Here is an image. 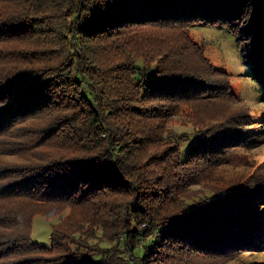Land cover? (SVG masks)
<instances>
[{
	"label": "trees",
	"instance_id": "16d2710c",
	"mask_svg": "<svg viewBox=\"0 0 264 264\" xmlns=\"http://www.w3.org/2000/svg\"><path fill=\"white\" fill-rule=\"evenodd\" d=\"M198 24L264 68V0H0V139L17 142L0 149L20 160L0 168V264H264L242 255L264 254V178L191 192L264 126L205 110L185 157L190 137L165 126L181 104L241 100ZM56 206L72 211L34 242L33 216Z\"/></svg>",
	"mask_w": 264,
	"mask_h": 264
},
{
	"label": "rangeland",
	"instance_id": "374dc122",
	"mask_svg": "<svg viewBox=\"0 0 264 264\" xmlns=\"http://www.w3.org/2000/svg\"><path fill=\"white\" fill-rule=\"evenodd\" d=\"M190 31L195 39L204 44L206 54L215 65L231 73L232 90L239 95L241 100L235 102L228 100L226 103L228 108H226L225 102H215L213 103L214 105H210L204 109H192L189 105L185 104L179 105L175 113L166 118L165 126L169 134L175 135L176 133L181 137H190L189 141L183 143V157L186 156L190 144L196 140L195 127L192 121H194L196 116L200 119L201 117H208V112L205 110H208L210 115H212L216 106L218 107L217 110H220L223 115L225 111H227V114L232 112H249L251 120L246 126L255 128L264 126V68L252 67L244 62L236 38L226 29L198 24L192 26ZM136 63L141 67L143 66L142 59H137ZM0 140H3L0 141V148L12 150L10 148L16 147L17 142H13L8 135ZM3 142H9V144L4 145L2 144ZM1 150L3 149H0V168L4 165L1 164L3 162L20 161L15 154L4 153ZM148 151L149 153H153L154 150ZM205 174H208L205 179L191 186V192L194 194L199 193L207 199L208 196L215 197L214 192L211 191L212 188L218 189L219 187H226L228 182L234 179L245 178L249 175L264 178V142L258 144L248 142L245 146L233 149L230 152L227 162L208 169ZM60 209L61 207L57 208L56 206V213L50 217L39 213L33 216L31 237L34 242L50 245L51 225L65 218L72 211L69 208H65L62 211H60ZM87 210L90 209L87 208L86 211ZM84 212L85 209H80L78 211L81 215H83ZM101 232L102 231L99 229L97 234H101ZM119 254L125 257L128 256L129 251L119 252ZM242 255L247 260L264 262L263 253L242 251ZM114 256L117 257L115 254ZM19 261L20 259L18 257L12 256L8 263L19 264ZM228 261V259H216L213 261L210 258L204 260L206 264H229L230 262H235Z\"/></svg>",
	"mask_w": 264,
	"mask_h": 264
}]
</instances>
